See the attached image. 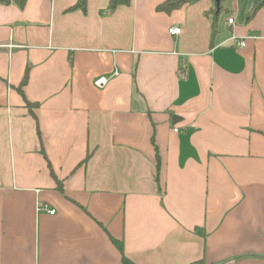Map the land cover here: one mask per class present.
Listing matches in <instances>:
<instances>
[{"label":"crops","instance_id":"1","mask_svg":"<svg viewBox=\"0 0 264 264\" xmlns=\"http://www.w3.org/2000/svg\"><path fill=\"white\" fill-rule=\"evenodd\" d=\"M76 1L0 3V264H264V4Z\"/></svg>","mask_w":264,"mask_h":264},{"label":"trees","instance_id":"2","mask_svg":"<svg viewBox=\"0 0 264 264\" xmlns=\"http://www.w3.org/2000/svg\"><path fill=\"white\" fill-rule=\"evenodd\" d=\"M189 1L190 0H164L163 2L159 3L156 6V9L158 11H163V12L169 13L172 10L179 8L180 6H182L183 4H185ZM25 2H26V0H0V3H2V4L13 3L19 7H23ZM129 2H130V0H109V8L114 9L118 5L129 4ZM86 3H87V0H77L75 2V4L68 9H77L78 8L81 10H85L86 9ZM263 4H264V0H256L255 4L251 10V13L256 11ZM156 164H157V162H156ZM112 240H113L114 245L118 248V250L120 251V253L122 255L121 264H134L128 258H126V256L123 255L122 242L120 240H116L115 238H112ZM187 264H205V262L202 259H198V260L191 261ZM219 264H232V263L231 262H223V263H219Z\"/></svg>","mask_w":264,"mask_h":264},{"label":"built area","instance_id":"3","mask_svg":"<svg viewBox=\"0 0 264 264\" xmlns=\"http://www.w3.org/2000/svg\"><path fill=\"white\" fill-rule=\"evenodd\" d=\"M227 22H228L229 24H232V23H233V17H229V18L227 19ZM167 31H168V33H169L170 35H176V34H178V33L180 32V28H179V27H176V26H171V27L168 28ZM230 39L235 40L236 38H234V37H230ZM237 41H238V40H236V44H237V45L242 46V47L245 45V41H244V39H243V40H239L238 42H237ZM108 79H109V78H108L107 76H104V75H102V76H98V77L94 78V80H93V84H94V86H96L97 88H103V87L107 84ZM174 131H177V128H175ZM47 212H48V214L53 215V214L55 213V210H54V209H48Z\"/></svg>","mask_w":264,"mask_h":264},{"label":"rangeland","instance_id":"4","mask_svg":"<svg viewBox=\"0 0 264 264\" xmlns=\"http://www.w3.org/2000/svg\"><path fill=\"white\" fill-rule=\"evenodd\" d=\"M219 5L229 6L232 0H218ZM226 17V16H225Z\"/></svg>","mask_w":264,"mask_h":264},{"label":"water","instance_id":"5","mask_svg":"<svg viewBox=\"0 0 264 264\" xmlns=\"http://www.w3.org/2000/svg\"><path fill=\"white\" fill-rule=\"evenodd\" d=\"M218 1V0H217Z\"/></svg>","mask_w":264,"mask_h":264}]
</instances>
